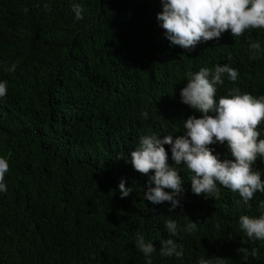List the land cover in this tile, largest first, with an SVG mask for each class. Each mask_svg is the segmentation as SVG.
<instances>
[{
  "label": "trees",
  "instance_id": "trees-1",
  "mask_svg": "<svg viewBox=\"0 0 264 264\" xmlns=\"http://www.w3.org/2000/svg\"><path fill=\"white\" fill-rule=\"evenodd\" d=\"M74 4L83 7L80 20ZM162 10V0H0V82L7 84L0 157L9 163L7 191L0 192V264H198L202 257L264 264V241L248 239L238 222L264 214V193H255L250 208L220 185L218 200L195 195L192 173L174 165L164 145L183 182L174 197L180 206L170 212L169 202L144 199L154 173L136 172L130 156L140 137L175 140L184 121L203 117L180 99L189 73L237 70L236 81L224 74L216 86L217 102L233 88L264 96V29L240 37L225 31L185 50L166 39ZM251 42L261 45L254 60ZM258 130L264 139V123ZM208 147L234 161L226 142ZM253 170L264 181V160ZM121 181L132 189L123 199ZM168 219L177 223L174 237ZM190 221L198 225L193 232L185 230ZM138 233L156 248L151 257L139 250ZM169 238L177 251L182 246L181 257L160 254Z\"/></svg>",
  "mask_w": 264,
  "mask_h": 264
},
{
  "label": "clouds",
  "instance_id": "clouds-1",
  "mask_svg": "<svg viewBox=\"0 0 264 264\" xmlns=\"http://www.w3.org/2000/svg\"><path fill=\"white\" fill-rule=\"evenodd\" d=\"M163 10L157 16L162 21L166 39L171 45L191 50L201 42L219 39L225 31L232 37H240L248 30L264 29V0H162ZM50 10L48 5L44 6ZM27 11V9L25 10ZM72 11L77 20L82 19L83 7L74 4ZM251 59H257L261 51L259 42H251ZM13 64L9 71H15ZM227 74L231 81L238 78L237 70L228 65L215 66L214 70L201 68L195 74L189 73L187 84L180 91L181 102L203 114L202 118L189 117L183 123L185 133L173 140L172 135L159 139L156 135H146L139 139L138 146L130 153L133 169L150 177L144 199L153 205L169 202L173 211L179 207L178 199L183 192L182 179L176 166H169L168 153L164 145L171 146V159L174 165L183 163L192 173L190 183L195 195L219 199L218 185L238 193L237 205L251 207L256 192L264 193V181L259 171L253 170L257 158L264 160V139L260 138L259 126L264 123V96L255 97L241 93L233 88L226 96L216 98L217 85L224 83L222 77ZM7 94L6 82H0V98ZM214 112L215 116L208 113ZM146 119L148 114L142 113ZM233 160L221 161L213 155L208 147L214 143L224 144ZM9 163L0 157V192L7 191L5 174ZM171 189V194L164 191ZM121 199L132 192L126 188L124 181L119 184ZM260 207L264 209V202ZM240 229L248 239L264 241V214L259 217L241 215ZM170 236L177 235V223L172 219L165 222ZM198 225L189 222L185 230L193 232ZM139 250L145 257H151L156 251L152 243H146L144 236L137 234ZM177 251V243L169 238L161 241L162 256L181 257L183 248ZM243 258L248 259L247 248L238 249ZM254 257L256 250L251 252ZM147 264H151L149 259ZM198 264H213L212 259L201 258ZM215 264H225V259L215 258Z\"/></svg>",
  "mask_w": 264,
  "mask_h": 264
}]
</instances>
